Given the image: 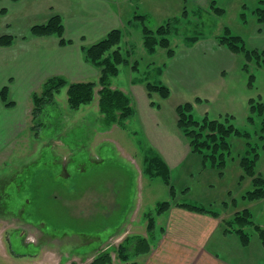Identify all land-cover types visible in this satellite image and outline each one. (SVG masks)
Segmentation results:
<instances>
[{"label":"rangeland","instance_id":"obj_1","mask_svg":"<svg viewBox=\"0 0 264 264\" xmlns=\"http://www.w3.org/2000/svg\"><path fill=\"white\" fill-rule=\"evenodd\" d=\"M49 1L53 0H0V38H16L12 46L0 47V93L8 87L9 100L16 104L7 108L0 97V264H89L106 250L124 264L114 249L129 236H147V213L156 217L159 239L164 235L160 231L170 223V233L175 235L176 221L166 213L157 215L163 202H171L172 208L190 204L231 217L250 205L255 221L264 222V205L243 198L254 187L252 178H242L240 165L247 143L264 144L261 118L248 122L249 100L264 103V66L255 59L247 61L243 52L233 53L219 45L229 28L233 36L243 39L247 50H264V25L254 14L259 0H214L225 11L222 15L211 8V0H113L112 15L119 18L117 29L124 32L121 51L129 55L130 64L120 67L111 86L131 97L136 114L123 127L111 128L99 111L98 94L92 104L73 111L68 105V87L55 97V106L46 109L42 121L34 120L33 96L41 94L48 80L98 82L101 76L100 67L89 63L84 53L85 47L100 40L88 43L86 33L80 35L66 27L64 38L73 42L66 47L60 46L57 36L29 37L33 26L47 23L53 15H60L64 22L65 15L55 14ZM185 8L188 13L183 17ZM136 15L146 16V27L154 31L172 18L180 19L169 38L173 58L162 48L155 55L147 52L143 20H135ZM76 44L81 46L83 64L92 69L84 72L90 79L76 75L43 78L39 64L47 54L63 52L61 57L76 58L70 49ZM147 82L168 86L169 99L157 94L150 98ZM197 98L204 103H195ZM149 100L162 107L166 125L176 121L179 105L190 102L197 120L206 113L215 120L231 118L251 139L230 138L231 156L223 175L205 166L201 156L186 152V139H173L167 146V153L177 162L170 168L172 196L164 179L143 175L146 153L162 158L144 125ZM260 155L256 171L264 177V150ZM246 231L258 236L252 228ZM218 235L209 243L212 251ZM146 258L139 256L134 261L143 264Z\"/></svg>","mask_w":264,"mask_h":264},{"label":"trees","instance_id":"obj_2","mask_svg":"<svg viewBox=\"0 0 264 264\" xmlns=\"http://www.w3.org/2000/svg\"><path fill=\"white\" fill-rule=\"evenodd\" d=\"M12 1L15 3L19 2V0ZM184 1L187 3L189 0ZM259 4L260 7L254 11V14L258 22L264 25V0H259ZM210 5L211 8L215 10L216 14L222 15L225 13L224 10L217 7L216 1L211 0ZM244 9H247L246 5H244ZM3 13H7V11L4 10ZM187 13L188 11L185 8L183 17H185ZM244 17L245 13L243 12L241 18ZM135 20H143V44L150 55H155L157 50L162 48L168 51L169 58L174 57L175 51L171 49L169 38L174 31L173 26L177 28L179 24L178 20H180L179 18L168 20L156 31L146 27V16L136 15ZM64 34L65 26L62 17L60 15H53L47 23L33 26L30 30L29 37L44 38L57 36L60 39V46L66 47L73 42L72 40H66ZM224 34L225 35L219 38L220 46L227 47L233 53L243 52L247 61L250 62L255 59L258 65L264 66V50H247L243 39L240 36H233L229 28L225 29ZM123 36L124 32L121 29H113L105 38L84 48L86 60L93 65L99 66L101 69V76L98 82H76L69 84L67 80L61 77L48 80L41 94H35L33 96L34 107L32 114L34 120L38 122L42 121L46 109L55 106V97L66 87H68V105L73 111H78L83 106L92 104L96 94H98L99 111L105 117L108 128L114 125L123 127L129 119L133 118L136 114V109L131 97L122 90L113 89L111 86V81L120 74V67L130 64L129 55L125 56L121 51V44L124 39ZM29 37H25L24 40H28ZM15 40L16 38L13 36L4 35L0 38V47H10ZM112 50V55L105 57L106 54ZM133 69H136L135 66H133ZM251 79L253 80V76ZM145 86L150 98H152L154 94L159 95L164 100L169 99L171 96V90L168 86L150 82H147ZM97 87L100 88L98 92H96ZM0 97L7 108L15 107L16 104L9 100L8 87L5 86L2 89ZM195 103H204V101L201 98H197ZM151 105L153 107L158 106L155 102H151ZM249 105L251 116L248 118V122L253 124L257 116L261 118L262 134L260 139L263 141L264 103L250 99ZM194 110L195 105L190 102L181 104L176 108L178 128L188 141L191 152L201 156L205 166L211 165L217 168L221 172V175H223L222 173H224L227 166V158L231 156L230 138L236 136L250 140L251 134L240 131L231 122V118H226L224 121L215 120L211 119L206 113L201 120H197L193 115ZM47 113L51 114L50 112ZM261 150H264V144L260 147L249 142L247 143L246 152L240 157V165L244 173L242 178L248 176L252 178L253 182L254 189L247 192L243 197L250 202L264 199V177L259 173L257 174L256 171L258 162L261 159ZM144 164V174L151 179L156 177L164 179L165 183L170 186L171 195L175 196L174 187L170 182V169L164 160L160 156L149 152L145 154ZM177 206L190 212L210 215L215 218L220 217L219 213L211 209L190 204H178ZM171 208V202H163L158 205L157 215L161 216L170 211ZM146 218L148 220L147 236H129L123 243L114 249L115 254L122 263L138 264L134 259L139 256L151 254L153 247L157 244L159 236L156 217L153 213H147ZM223 223L224 234L237 235L243 247H248L251 243V234L246 231L247 228H252L256 232L264 247V228L254 222L253 215L248 209L237 212L231 219ZM160 233L163 235L165 230L162 229ZM110 251L106 250L99 253L89 264H120L115 261Z\"/></svg>","mask_w":264,"mask_h":264},{"label":"crops","instance_id":"obj_3","mask_svg":"<svg viewBox=\"0 0 264 264\" xmlns=\"http://www.w3.org/2000/svg\"><path fill=\"white\" fill-rule=\"evenodd\" d=\"M49 3L50 6L48 7H52L55 14L62 13V15H65L63 18L67 29L72 28L80 35L86 33L88 43L101 40L111 29L120 28L119 18L117 17V21L116 17L112 15L113 0H53ZM126 8L130 13L129 8ZM112 20L115 21L116 26H111L113 24ZM79 29H85L86 31L81 32ZM70 49L72 52H76L78 57L73 59H69L68 56L61 57L62 54L65 55L63 52L61 54L55 52L54 55L47 54L44 61L39 64L41 65L42 74H44L43 78L60 75L70 79V77L76 75L78 76L77 79H90L87 74L84 75L85 71H92V69L82 62L81 46L79 44L72 45ZM146 109L148 111L145 112L144 125L148 139L170 169L177 162H175L173 155L170 156L167 153V150H169L167 146L174 142L173 139L185 140V138L179 136L178 116H176V121L173 119L172 125L169 126L165 124L162 118L161 106L153 107L149 100V107ZM170 129L174 131L173 136H170ZM186 152L191 153L189 145ZM143 175L145 176L144 169ZM257 202L264 205V199ZM226 206L229 208L228 205ZM245 209L252 213L250 205ZM236 213H233V216ZM166 214H169L170 220L174 219L176 221L177 228L173 227L175 235L170 233L172 223H170V227L166 225L164 235L158 240L156 247H153L151 254L146 256L147 258L143 264H264V247L259 236H255L253 232L248 231L251 234V243L248 247H243L237 235L224 234L223 222L232 218L229 214L223 213L220 214L219 218H215L210 215L190 212L178 206L171 208ZM253 220L257 225L264 228V222H257L254 217ZM217 232L219 235L215 244L216 249L212 251L209 243Z\"/></svg>","mask_w":264,"mask_h":264}]
</instances>
